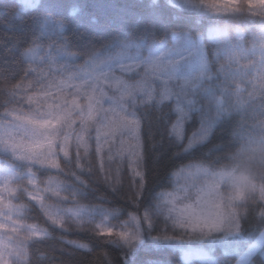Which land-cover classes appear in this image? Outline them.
<instances>
[{
  "label": "snow or ice",
  "instance_id": "1",
  "mask_svg": "<svg viewBox=\"0 0 264 264\" xmlns=\"http://www.w3.org/2000/svg\"><path fill=\"white\" fill-rule=\"evenodd\" d=\"M172 148L200 159L149 203ZM57 240L264 264V0H0V264H64Z\"/></svg>",
  "mask_w": 264,
  "mask_h": 264
},
{
  "label": "trees",
  "instance_id": "2",
  "mask_svg": "<svg viewBox=\"0 0 264 264\" xmlns=\"http://www.w3.org/2000/svg\"><path fill=\"white\" fill-rule=\"evenodd\" d=\"M209 53L213 50V45L209 44ZM147 131V130H146ZM176 151L175 148L169 150L168 156L161 160L158 164H153L151 161L148 163L146 169L148 173V193L147 200L149 203L153 202V197L162 192L171 190V188L177 184V175L180 173L179 169L188 164H195L200 159V152H194L192 155H182L180 158H171V153ZM130 185V176L125 170L123 176V188L125 191L129 189ZM103 193H101L102 195ZM23 202V201H22ZM126 204V200L123 197L119 198V204L117 207L123 206ZM108 205H105L107 207ZM131 208H128V211H131ZM126 217H122L125 219ZM121 220H112L111 223L118 224ZM29 223L38 224L41 227H45L44 219L41 218L36 212H32L29 216ZM162 227V225H158ZM66 239H80L79 237L69 234L65 237ZM81 242H87V238L81 240ZM103 249H99L97 253L88 256L87 258L82 255L81 252L73 250L69 246L62 245L59 240L49 241V246L42 248L41 252H46L50 256H53L59 260H63L64 264H81V261H84L85 264H104L103 258ZM179 255L178 253L176 254ZM7 259V257H6ZM33 264H36V261L33 260ZM43 264H47V261H44Z\"/></svg>",
  "mask_w": 264,
  "mask_h": 264
},
{
  "label": "rangeland",
  "instance_id": "3",
  "mask_svg": "<svg viewBox=\"0 0 264 264\" xmlns=\"http://www.w3.org/2000/svg\"><path fill=\"white\" fill-rule=\"evenodd\" d=\"M177 183H183V177L180 175V173L177 175Z\"/></svg>",
  "mask_w": 264,
  "mask_h": 264
}]
</instances>
